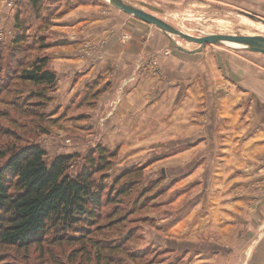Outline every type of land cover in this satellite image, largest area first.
I'll list each match as a JSON object with an SVG mask.
<instances>
[{"label":"rangeland","instance_id":"obj_1","mask_svg":"<svg viewBox=\"0 0 264 264\" xmlns=\"http://www.w3.org/2000/svg\"><path fill=\"white\" fill-rule=\"evenodd\" d=\"M40 1L36 11L28 0H0V167L11 150L31 144L45 151L47 164L59 155H74L68 169L71 176L95 166L87 155L97 146L113 157L105 170L93 176L102 190V207L95 224L80 226L82 232L49 229L41 244L27 248L0 245V264H252L250 259L238 260L248 253L249 244L224 243L218 232L208 228L203 199L215 189L222 193L224 188L255 187L264 193V139L244 148L258 133L264 138V56L226 45H206L198 53L187 54L150 25L144 38L130 40V32L120 29L123 22L113 13L139 20L115 9L107 0ZM124 2L193 37H264V25L240 14L264 20V0ZM145 5L161 12L154 13ZM78 7H83L81 17L86 19L79 31L67 23V14ZM107 11L113 14L111 25L105 34L97 36L88 27ZM173 39L187 51L199 48L179 37ZM127 42L162 48L160 52L136 53L134 71L121 84L123 79L114 77L103 49L108 44ZM77 45L82 46L79 53L86 58L87 67L69 69L67 53ZM42 59L47 60L46 69L56 75L54 86H36L19 77ZM164 59L186 62L182 80L194 89L198 85L192 97L185 90L183 108L176 99L171 105L163 102L162 107L151 109L177 82L161 73L159 62ZM95 60L96 71L86 81L81 80ZM173 69L168 70L174 73ZM196 74L198 79H191ZM140 78L148 90L143 110L117 117L125 128L117 134L118 142L111 144L110 133L103 128L108 115L95 116L96 105L101 97L102 102L113 95L115 107ZM224 104L229 110L222 109ZM220 109L221 113L235 114L225 116ZM95 118L96 129L89 128L87 123ZM239 129L244 130L241 137L234 134ZM240 148L252 154L254 163L240 158L246 161V168L242 166L240 169H245L238 172L228 159L240 153ZM255 151L258 153L253 154ZM96 158L93 154L92 159ZM239 175H252L249 178L254 181L247 183ZM195 208L198 221L204 222L191 229ZM258 230L249 238L264 240V223ZM63 233V240L56 238Z\"/></svg>","mask_w":264,"mask_h":264},{"label":"trees","instance_id":"obj_2","mask_svg":"<svg viewBox=\"0 0 264 264\" xmlns=\"http://www.w3.org/2000/svg\"><path fill=\"white\" fill-rule=\"evenodd\" d=\"M28 2L36 11L41 4L40 0ZM46 62L35 61L19 77L36 86H54L56 75L46 69ZM93 154H97L96 159H92ZM45 156L40 146L31 144L11 150L0 167L1 246L39 245L49 229L82 232L83 225H93L99 218L102 190L93 176L106 169L113 155L97 146L87 155L95 166L84 168L75 176L68 173L74 155H59L50 164ZM58 236L63 240L66 234Z\"/></svg>","mask_w":264,"mask_h":264},{"label":"crops","instance_id":"obj_3","mask_svg":"<svg viewBox=\"0 0 264 264\" xmlns=\"http://www.w3.org/2000/svg\"><path fill=\"white\" fill-rule=\"evenodd\" d=\"M81 8L83 7H78L76 10L71 11L69 14H67V17L69 20L67 22L68 25L74 28H78V31L80 30V28H82V25L84 21L86 20L84 17H81L82 14L80 10H84ZM113 14L107 11V13L105 14V17L101 18V20H98L96 16V18L93 19V21H96V22H92V24L88 28L90 29V31H95L96 33H98L97 36H100L101 34H105V31L108 30V27L111 25L110 16L111 17L113 16L120 22L122 20L123 22L122 25L120 26L118 24L116 27L119 28L120 26V29L123 30L125 28L124 30L130 32L128 36L130 40L131 38L134 39V37L144 38L143 34H145V31L148 30V25H146L145 23L141 21L134 22L129 19L130 17L121 18L119 15H116L115 13ZM108 20H110V23H107ZM108 45L109 46L106 49H103L105 53L104 58L105 57L109 58L108 60H110V62L112 63V68H114V73H115L114 77L117 79H123L120 82L121 84H123L125 81L124 77L126 75L128 76L129 73L134 71L133 66H134V59H135L136 53L146 52V51L147 53L151 51L160 52L161 50L160 48H162V47L155 48V46H153L154 44L153 45L146 44L144 46L138 47L132 42L131 43L129 42L120 43V44L114 43V44H108ZM81 47H82L81 45H77V46L72 47L68 51L67 57H66V61H67L66 67L67 68L74 69L77 66H79L80 68L87 67L88 62H86V58L84 59V57L79 53ZM136 47H138V49ZM94 63L95 64H93V66L89 65L92 68H90V70H87V71H90V72H87L86 70H85L86 72L85 71L83 72V76H81L82 77L81 80L86 81V79L89 76H91L94 73V71H96V67H98V65L96 64L97 60H95ZM183 63L184 65H182ZM183 63L180 60H176V59H164L159 62V64H162V66H159L161 73H164V75L167 77H174L173 78L174 81H177V82L174 83V85H171L172 87L166 89L165 94H163L160 99L156 100L155 103H153L154 105L151 106V109L162 107L163 102H167L169 105H171L172 100H176V99L178 100L179 106H181L180 108H183L182 105H184V103H181V102L183 100L182 98L184 97L183 94L185 93V90H186V94H189L190 97H192L194 90L198 89V85L197 86L195 85V89H194V86L189 87L187 83H185V81L182 80V76L186 75V73L184 72L185 71L184 69L187 68V65H186L187 63L184 61ZM171 68H174L173 69L174 73L168 70ZM197 77H198L197 74L195 76L191 75V79L193 78L194 80L198 79ZM142 78H140L138 85L133 89V91H131L129 94L127 93V95L120 102H118V104L115 107L114 106L112 107L113 95L111 97H106V98L104 97L105 99H103L102 102H101V99L103 97H101L99 102L96 105V110H95L96 113L95 114L93 113L95 116L98 117V116L108 115L103 128L106 129L105 132L110 133V143L118 142L120 137L117 134L120 131L124 132L125 127L124 125H121L122 122H120L119 119L117 121V117L124 116L126 114L127 115L141 114V111L143 110V107L146 101L145 98L146 96H148L147 94L148 90H146V86H145L146 83L141 82ZM114 84H119V83L115 82ZM166 85L167 83L162 85L161 88H163V86H166ZM111 90H113V88ZM172 96H174L173 99H172ZM109 99H110V103L107 104ZM262 99L263 98H260V100ZM107 105L111 106L112 109L111 107ZM226 105L227 104H224L222 109L229 110L226 107ZM221 112L222 111L220 109L219 113L225 116L226 115L231 116L235 114L233 111H229L230 113L229 112L227 113V111H224L223 113ZM236 114L238 113L236 112ZM97 119L98 118L90 120L87 123V126H89V128L96 129L97 121H98ZM174 132H176V130ZM243 132L244 130L239 129L238 132H235L234 134L237 137H241L243 135ZM258 134L255 136V138L249 139L244 144L245 149H247L248 146L256 144L264 139V138H261L262 136L260 133ZM122 137L124 138L125 135H123ZM244 148H242V150L240 148V153L236 154L234 157L230 155L228 159V163L232 165V168L234 170H237L238 168V172H241L240 170H244L246 168V161H243L240 158L250 160V162H252L251 160H254V158L251 156L252 154L248 155L247 150H243ZM255 153H258V151L253 152V154ZM236 156H239V157L236 158ZM253 163L254 162H252L251 164ZM242 166L243 167L245 166V168L240 169L242 168ZM253 171L254 170L252 169L250 172H253ZM239 176L241 178L244 177L242 178V180H245L247 183L252 184V182L254 181L253 178L251 179L249 178L252 175H249V176L239 175ZM215 190L217 191L213 190L211 194L209 193L207 197L204 196L205 199H203L207 203L206 223H207L208 228L212 229L213 232H218L222 236L223 238L222 242L224 243H234L235 242V246L249 244L248 246L250 248H248V253L246 251V255L238 256V260L239 259L240 260L250 259L254 261L252 264H258L259 263L258 261H261V264H264V240L260 239V241L258 242L256 238H253V239L249 238L251 237V235L256 236L257 233H259L258 229H260V227L264 223V193L261 194L262 193L261 189H258V188L256 189L255 187L231 188L229 190L224 188V189H220L222 193L219 192V189H215ZM229 196L231 197L239 196L240 198L237 200H234V199L231 200L228 198ZM192 215L194 216L190 217L191 229L193 225L197 226L199 224L198 225L199 227L201 223L204 222L201 220L198 221V217L196 216L198 215V211L196 208L194 212L192 213ZM243 233L244 234L246 233L245 237ZM242 234H243V237L240 238ZM250 243H252V246ZM256 246H257L258 252L255 254L254 250Z\"/></svg>","mask_w":264,"mask_h":264},{"label":"water","instance_id":"obj_4","mask_svg":"<svg viewBox=\"0 0 264 264\" xmlns=\"http://www.w3.org/2000/svg\"><path fill=\"white\" fill-rule=\"evenodd\" d=\"M108 3L115 9L123 12L124 14L132 16L147 25L156 27L161 32H163L164 35L167 36L170 43L174 47H176L178 50L184 53L195 54L200 52L206 45L218 46V45H224L225 43H230V44L244 46L245 51L261 54L264 56V37L261 35H207L204 37H193L182 33L181 31L170 26L163 20L157 18L155 15L146 12L142 8H137L125 3L124 0H108ZM143 7L150 9L154 13L161 12L160 10L154 7H149L147 5ZM240 14L252 21H258L259 23L264 25V20L259 19L252 14L244 13V12H241ZM171 36L179 37L185 40L186 42L196 44L199 46V48L197 50L187 51L179 47L177 43L174 41L173 37Z\"/></svg>","mask_w":264,"mask_h":264},{"label":"bare ground","instance_id":"obj_5","mask_svg":"<svg viewBox=\"0 0 264 264\" xmlns=\"http://www.w3.org/2000/svg\"><path fill=\"white\" fill-rule=\"evenodd\" d=\"M171 37L174 38V36H171ZM224 45L232 47V48H243L244 47V46H241V45H235V44H230V43H225Z\"/></svg>","mask_w":264,"mask_h":264}]
</instances>
